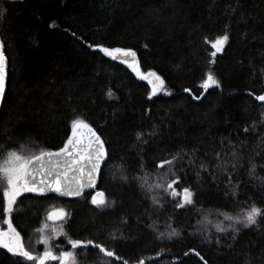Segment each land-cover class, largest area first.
<instances>
[{
  "label": "trees",
  "instance_id": "16d2710c",
  "mask_svg": "<svg viewBox=\"0 0 264 264\" xmlns=\"http://www.w3.org/2000/svg\"><path fill=\"white\" fill-rule=\"evenodd\" d=\"M225 33L212 57L206 41ZM0 34V153L59 149L77 117L107 147L96 190L17 198L12 221L29 251H74L76 264H264V215L251 226L226 218L264 210V102L255 98L264 93V0H0ZM97 45L135 50L165 91L150 96L148 80ZM210 71L221 84L203 90ZM177 176L192 204L178 206L167 188ZM100 191L103 207L91 202ZM55 206L67 210L53 223L66 236L39 231ZM70 239L94 243L73 249ZM0 264L25 262L0 248Z\"/></svg>",
  "mask_w": 264,
  "mask_h": 264
},
{
  "label": "snow or ice",
  "instance_id": "6c2138e0",
  "mask_svg": "<svg viewBox=\"0 0 264 264\" xmlns=\"http://www.w3.org/2000/svg\"><path fill=\"white\" fill-rule=\"evenodd\" d=\"M229 37L225 33L219 35L213 41H206L212 45L214 49L211 56L215 57L217 53L224 50V45ZM97 47H102L97 45ZM102 50L108 56L121 59L124 64L131 67L137 75L142 79L148 80L152 85V91L149 95H155L158 91L164 90V80L154 71L142 73L139 67V60L135 50L132 48H107ZM6 67L7 56L5 54V44L0 39V99L4 97L6 88ZM213 85H219V81L214 74L207 73L206 79L202 83L204 89H208ZM108 96H112V90H108ZM256 100L264 102V93L255 97ZM247 130V129H246ZM72 134L68 137L64 146L58 150H39L36 154L24 155L23 146L20 150L7 149L0 153V200L3 207L0 211L5 215V223L7 227H0V248L7 250L13 256H19L25 264L27 262H35V264H46L48 260H60V264H76L74 251H65L57 257L48 248L42 255H34L29 251L23 241L21 233L16 229L12 221L14 205L17 198L25 192L44 194L49 191H55L63 195H80L85 188L95 187L100 164L107 156L105 142L85 119L77 117L71 121ZM138 138L141 134H137ZM175 157H173V160ZM165 163L171 164L172 161H162L161 166ZM179 180L177 176L168 185L171 195L180 197L182 207L185 204L193 203V192L189 187H183L179 192L174 185ZM159 187V185H158ZM99 197V198H98ZM91 202L98 207L105 206L108 201L104 198L103 192H97L91 197ZM67 213L64 209H56L48 213V220L62 221ZM264 215V210L253 204L249 209L244 211L242 216H229L226 218L230 221L251 226L257 223L258 218ZM218 231H224L219 224L216 226ZM234 231H238L234 224H230ZM51 228L53 234L59 235L63 233V229L57 232L54 225L50 226L45 223L39 231L44 232L45 229ZM65 236L66 233H63ZM175 234L173 230L170 235ZM40 239L45 245L49 244L50 237L41 235ZM69 243L73 249L77 246L87 247L94 242L91 240L84 241L78 239H70ZM99 251L104 252L107 256H113L114 253L104 247L103 244L96 245ZM206 264V262H205Z\"/></svg>",
  "mask_w": 264,
  "mask_h": 264
},
{
  "label": "water",
  "instance_id": "95a60500",
  "mask_svg": "<svg viewBox=\"0 0 264 264\" xmlns=\"http://www.w3.org/2000/svg\"><path fill=\"white\" fill-rule=\"evenodd\" d=\"M6 1H11V2H15V1H24V0H6ZM0 39H2L1 38V34H0ZM6 54V53H5ZM112 57V56H111ZM113 58V57H112ZM114 60H117V61H119V62H121V63H123L122 62V58L121 59H116V58H113ZM124 64V63H123ZM125 65H127V64H125ZM128 66V65H127ZM6 72H7V75H6V88H5V94H6V90H7V82H8V58H7V67H6ZM5 94H4V97L2 98V99H0V112H1V109H2V105H3V102H4V98H5ZM89 123V122H88ZM92 125V124H91ZM92 127L96 130V132L100 135V137L103 139V137L101 136V134L98 132V130L92 125ZM72 134V131H70V134H69V136ZM68 136V137H69ZM103 141H104V139H103ZM105 147H106V144H105ZM56 150H58V149H56ZM106 150H107V147H106ZM106 158H107V156L105 157V159L101 162V164H100V171H99V174H98V178H97V181H96V184H95V187H93V188H85L83 191H82V193L80 194V195H63V194H61V193H58V192H55V191H49V192H47V193H51V194H58V195H60V196H65V197H78V196H82V195H84V194H86L87 192H90V191H94V190H96V188H97V185H98V180H99V176H100V172H101V169H102V167H103V165H104V163H105V161H106ZM60 208H62V209H64L65 211H66V213H67V210L64 208V207H55V208H52L49 212H51V211H54V210H56V209H60ZM48 212V213H49ZM67 216V215H66ZM66 218V217H65ZM64 218V219H65ZM64 219L62 220V221H64ZM49 221H51V222H54V223H58V222H62V221H60V220H57V221H52V220H49Z\"/></svg>",
  "mask_w": 264,
  "mask_h": 264
},
{
  "label": "rangeland",
  "instance_id": "374dc122",
  "mask_svg": "<svg viewBox=\"0 0 264 264\" xmlns=\"http://www.w3.org/2000/svg\"><path fill=\"white\" fill-rule=\"evenodd\" d=\"M228 37H229V36H228ZM214 40H215V39H214ZM228 40H229V39H228ZM211 41H213V40H211ZM227 43H228V41H227ZM227 43H226V44H227ZM226 44L224 45V47L226 46ZM210 72L214 74L215 78L219 81V85H220V84H221V82H220V78H219L214 72H212V71H210ZM146 73H147V72H146ZM205 79H206V78H205ZM203 81H204V80H203ZM203 81H202L201 84H200L201 87H202V83H203ZM219 85H218V86H219ZM213 86H217V85H213ZM211 87H212V86H211ZM202 88H203V87H202ZM203 90H206V89L203 88ZM164 91H165V86H164V90H162V91H158V92H164ZM158 92H157V93H158ZM23 154H24V155H27V154H25V153H23ZM100 192H102V191H100ZM95 194H96V193H95ZM95 194H94V195H95ZM98 198H99V197H98ZM50 222H51V221H50ZM53 223H54V222L47 223V224H49L50 226H52ZM58 223H59V222H58ZM46 237H48V236L46 235ZM42 242H43V241H42ZM42 244H44V243H42ZM44 245H45V244H44ZM45 246H46V245H45Z\"/></svg>",
  "mask_w": 264,
  "mask_h": 264
},
{
  "label": "flooded vegetation",
  "instance_id": "af4514ba",
  "mask_svg": "<svg viewBox=\"0 0 264 264\" xmlns=\"http://www.w3.org/2000/svg\"><path fill=\"white\" fill-rule=\"evenodd\" d=\"M55 207H62V206H55ZM55 207H54V208H55ZM0 227H3L2 224H1V222H0ZM6 227H7V226H6ZM6 227H5V228H6ZM42 243H43V242H42Z\"/></svg>",
  "mask_w": 264,
  "mask_h": 264
}]
</instances>
